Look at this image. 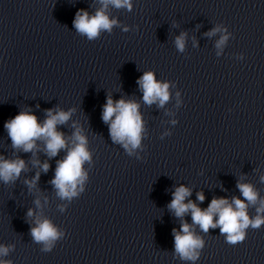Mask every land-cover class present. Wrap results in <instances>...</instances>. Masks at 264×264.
<instances>
[{"label":"clouds","instance_id":"obj_1","mask_svg":"<svg viewBox=\"0 0 264 264\" xmlns=\"http://www.w3.org/2000/svg\"><path fill=\"white\" fill-rule=\"evenodd\" d=\"M101 7L97 9L94 15H89L87 10L80 9L76 12L73 20V27L77 33L86 36L89 41L99 38L101 31L111 33L112 28L118 25L116 19H110L106 10L109 5L119 9L122 7L131 11V0H99ZM127 31V28L124 29ZM221 31L219 27L213 28L206 35H215ZM186 33H181L175 39V45L179 51L185 47ZM228 35H221L216 43L219 48L225 44ZM137 84L143 92V101L145 104L152 105L158 102L159 107H163L170 99L169 83L158 82L155 74L151 71L145 72L137 80ZM179 96V93L176 94ZM71 116V110L68 112L51 109L47 111L46 119L39 123L37 116L29 112H20L13 118L7 120L4 128L16 149H22L24 152H31L37 148L36 141L44 142L46 153L55 157L61 149L68 148L67 141L62 132L57 131L58 124L66 123ZM102 120L108 124L109 135L113 143H119L128 152L132 154L133 150L141 145L144 123L139 112V104L133 100L125 101L123 98L115 103L111 96L103 106ZM175 123V121H173ZM86 138L81 134L79 128L73 133V147L68 148L66 156L57 162L54 178L51 184L55 188L57 195L61 199L71 200L79 195V191H84V182L87 174L83 171V165L91 160V155L86 148ZM34 166L38 165L42 171L49 170V163H40L39 160L33 161ZM26 167L23 159L6 160L0 157V180L5 184L15 182L20 176L22 170ZM264 179V178H262ZM39 180V173L31 181H26L29 187H34ZM241 194L248 202L247 204L239 198L233 197L231 203L225 198H213L205 210H201L195 203L189 201L184 203L186 197L191 195L190 190L183 185L177 187L173 193V199L168 205L174 212L175 217L181 218L187 212H191L192 222L198 225L200 230L208 233L209 229L219 228L220 235L225 237V242L230 245H236L245 241L247 237L246 230L259 229L264 225V199H260L253 186L246 183H237ZM197 199H205L203 193L197 194ZM39 206V200L35 201ZM257 205L256 216L250 218L247 212L248 205ZM63 210V209H62ZM33 210L29 209L28 216H33ZM215 217V219H214ZM30 235L35 243L42 244V252L48 253L53 250L57 240L64 236V233L49 220H35V227L30 228ZM174 250L181 260L196 261L200 257L198 250L205 247L204 240L195 234V231L187 222H182L180 230L173 229ZM8 248L0 247V254L7 255ZM0 264H11L10 261H0Z\"/></svg>","mask_w":264,"mask_h":264}]
</instances>
